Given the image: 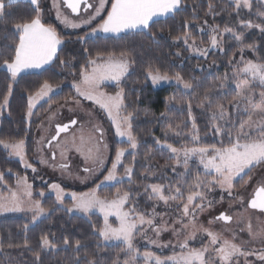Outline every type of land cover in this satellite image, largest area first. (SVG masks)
I'll list each match as a JSON object with an SVG mask.
<instances>
[{"label":"trees","instance_id":"1","mask_svg":"<svg viewBox=\"0 0 264 264\" xmlns=\"http://www.w3.org/2000/svg\"><path fill=\"white\" fill-rule=\"evenodd\" d=\"M3 2L5 9L3 16L0 17V63L13 54V41L18 39L14 25L29 20L35 15L33 5L28 2L11 4L7 0ZM209 4L212 5L211 11ZM110 6L111 0L108 9ZM41 8L42 22L53 26L64 41L58 51L59 58L55 59L49 68L23 74L15 80L0 68V105H3L4 97L8 95L7 107L3 110L0 119V140L15 142L23 139L27 160L36 171L26 170L20 161L11 158L0 146V172L4 174L3 181H0V189L4 186L14 189L18 177L25 176L32 184L34 199L41 201L42 206L48 209L50 214L35 225L31 224L29 214L0 217V264H89L90 261L94 264H124L128 257L122 251L124 248L122 244L102 243L97 232L103 225L102 218L96 215L89 218L70 215L58 207L53 195L43 198L39 195L41 191L48 193V185H42L39 181L40 167L35 160V138L40 124L54 109L78 97L73 84L80 80L82 69L90 68L87 63L90 58L94 59L97 53L107 57L109 54L119 56L124 52L132 61L131 72L121 84L124 104L127 106L124 111L134 113L132 131L137 138L138 149L135 153H128L124 157L125 166L134 168L131 181L126 180L102 187L99 189V194L102 197L112 198L118 189L121 193L128 191L132 197L130 204L135 203L141 212H149L154 206V200L149 199V193L145 192V185L168 186L175 183L184 195H188L191 191L189 185L195 182L197 175L202 178L205 174L194 168L185 182L177 183L178 175L176 176L171 170L174 160L169 152L159 148L157 139L176 148L221 147V140L226 145L228 138L214 134L211 113L218 111V106L222 105L235 124L233 133L239 128L240 121L247 120L248 116L235 113L233 105L238 99V92L228 83L229 80H234L233 71L242 55L240 44L234 36L226 35L223 51H211L205 58L192 56L184 44L177 42L174 37H183L188 33L208 45V38L198 32L199 27L209 24L219 26L221 31L225 27L231 28L240 34L247 33L242 43L245 47L253 49L247 53L248 57L258 63H264V32H259L257 29L246 32L245 26L240 27L241 20L254 22L259 12L264 13V5L255 2L252 10L247 13L239 11L229 0H182L179 11L151 24L150 33L154 35L150 34L149 30H145L118 36H87L85 41H81L79 37L91 32V29L96 28L102 19L92 27L77 33H68L50 18L46 5L41 4ZM85 49L87 52L84 51ZM61 60L65 63L61 64ZM150 67L160 69L170 77L179 73L193 87L187 92L175 86L156 89L146 76ZM45 80L53 86L59 85V90L48 101L39 105L31 121H28V97L35 94ZM9 84L12 85L11 94L8 92ZM109 89L116 90L114 87ZM206 93L207 100H205ZM189 102L192 105L191 117L188 112ZM202 102L203 107L200 106ZM162 113L164 115H161ZM193 118L201 137L199 144H194L187 136ZM215 123L221 126L225 124V128L232 127L231 123L223 120ZM169 125L176 131H181L183 135L176 136L168 130ZM177 125L180 127L177 128ZM121 147L130 148L127 142H119L113 136L109 168L116 149ZM150 166L164 169L165 176L149 178L146 173ZM255 171L256 168L252 169L243 179L236 181L235 189L240 191L244 181L248 180ZM121 173H124L123 167ZM177 173H183V169L177 168ZM94 187L91 185L77 191L86 192ZM166 192L170 193L167 190ZM43 236H47L51 244L56 247L47 250L41 246L40 240ZM65 239L68 240V244L64 243ZM77 241L80 242L79 247L76 246ZM138 264L142 263L138 261Z\"/></svg>","mask_w":264,"mask_h":264},{"label":"snow or ice","instance_id":"2","mask_svg":"<svg viewBox=\"0 0 264 264\" xmlns=\"http://www.w3.org/2000/svg\"><path fill=\"white\" fill-rule=\"evenodd\" d=\"M16 0H9V3H15ZM33 5V11L35 15L24 22L14 25L15 32L18 39L13 41L14 50L13 54L5 58L0 63V68H3L10 74V78L15 80L22 72L29 69H40L45 65L51 64L55 59H58V46L64 41L58 35L56 29L51 25H46L42 22L43 10L41 8V0H28ZM107 0H97L95 4L89 3L88 0H53V7L56 9V16L66 26L72 28H79L81 24H91L94 20L101 16V13L106 10ZM61 4L71 9L72 13L79 14L81 11V5L83 10L87 12L89 9H94L91 15L87 19H81L79 22L70 20L68 16L63 15L61 12ZM182 0H111L110 9H107V15L102 18V22L96 27L92 28L91 32L85 33V36L79 37L81 41H85L89 35H94L97 32L115 33L120 34L124 32H133L137 30H149L151 24L156 22L154 18L168 17L175 14L180 10ZM236 8L250 7V0H235ZM5 4L3 0H0V17L3 16ZM209 10H212V5L209 4ZM240 23L245 27L259 28L264 32V25L255 24L251 21H243ZM187 27V22L186 25ZM225 33H233V29L225 27L223 29ZM212 35L210 36V47L220 48L222 40L220 38L219 26L211 28ZM152 34V33H150ZM154 35V34H152ZM234 39L240 44V51L243 53L245 45H243L242 35H236L233 33ZM175 40L183 39V42L188 47L199 54L206 56L208 54V48L196 47V41L192 40L189 44V34L185 33L183 37H174ZM250 47V46H249ZM222 50V49H221ZM87 52V49L84 50ZM231 62V61H230ZM61 64L65 61L61 60ZM87 63L91 65V69H82L80 75L82 77L79 83H74L73 87L79 97L94 102L103 109L110 118L114 128L115 134L118 137L127 138V142L131 149L135 150L138 145L136 136L132 131V120L134 119L133 112H127L125 115H121L122 110L126 109L124 104L123 90L117 91L115 95H108L100 90L101 85L105 81H113L119 88L122 79L129 73V68L132 61L128 55L121 52L119 56L109 54L107 57L97 53L94 59L90 58ZM240 63L242 67L235 69V74L243 75L248 79L242 84H237L239 89V99L234 102L235 107H239L241 102L246 104L244 113L247 114V120H242L239 123V128L233 133L235 124L232 123L230 116L226 113V110L222 105L218 106V111L211 113L212 130L214 134L221 137H227L228 143L225 145L221 140V147H187L176 148L172 144L161 143L157 139L156 143L161 145L162 148L172 154L177 165L183 164L186 171L189 167V161L193 157L199 158V164L203 166L205 172V179H201L197 175L195 182L189 185V189L204 188L207 191H211L212 187L219 186L222 190L228 192L229 196L233 195L234 180L243 179L244 175H247L253 168L258 165H264V91L259 92L260 101L259 104L254 102L255 96L254 87L259 86L264 88V63H257L252 60L244 61L241 57ZM147 78H150L153 85H157L161 82H169L175 80L176 84L182 85L184 89H191L193 86L188 81H185L179 73L174 77H170L166 72H161L160 69L149 68L146 72ZM59 85L53 86L47 80L43 82L39 90L28 97V117L33 115L32 109L37 105V102L50 99V93ZM12 85L9 84L8 92L11 94ZM174 99V98H171ZM208 99V94H205V100ZM171 102V100L169 101ZM8 103V95H5L3 105ZM79 103V101H77ZM203 107V102L200 105ZM192 105L188 103V112L191 117ZM161 115H164L163 113ZM225 121L231 123V128L222 127L216 121ZM76 120H71L68 124L57 125V134L52 137V140H56L61 132H66L71 125H75ZM177 128L180 125L176 126ZM169 131L173 132L176 136H181V131H176L171 125H169ZM95 132L98 133L99 138L94 142L93 147L88 148V157L91 159L95 166L103 167L104 158L101 155V145L107 148V144L104 143V130L97 126ZM167 135V132L165 133ZM188 138L194 143L199 144L201 137L199 135V129L196 125L195 119H192L191 130L187 134ZM52 141H48L51 146ZM0 146L5 149L10 156L18 157L20 162L25 167L31 168L33 172L36 168L27 161L25 152V141L23 139L9 142L7 140H0ZM79 151V149H77ZM128 151L126 148H117L115 152V159L112 161L111 169H108L107 175L103 180L97 184L96 188L90 190L87 193L72 192L70 195L73 204L67 208L68 212L78 211L85 215H89L94 211H98L103 216V226L97 230L98 234L104 241H118L124 245L122 251L128 257L124 261V264H138L140 259L144 264H232V261L243 256L247 260L248 256H256L257 260L264 264V251H244L239 245L228 239H221L219 234H215L209 229H203V231L210 238L209 245H205L200 249L189 247V242L195 239V232L190 233L182 242L178 243V247L181 249L180 253H173L172 256L162 258L152 251H144L141 253L138 248L135 247V237L137 234H142L147 238L148 230L155 233L157 237L160 236L162 231H167L168 227L165 224H156L155 218L157 213L153 210L151 214L137 211V205L135 203L130 204L131 193L128 191H121L118 189L114 198L109 199L107 197H101L97 193L102 185L110 182H119L122 178L117 175V169L122 164V158ZM52 158L55 159V153L52 154ZM46 162V161H41ZM62 169H67V164L60 165ZM125 176L131 181L133 168L131 166H124ZM86 173H92L94 168L86 167L83 169ZM175 171V168H173ZM211 179H207V177ZM244 181V185H247L249 180ZM4 174L0 172V181H3ZM17 185L24 186V192L22 195H18L16 191L10 189L11 195L9 197L0 196V213L7 212H23L30 211L32 213V220L36 221L41 216L48 212V209L44 208L39 200H32V185L27 183L26 177H18ZM50 187L55 191L56 201L63 204L65 198V190L60 184L53 183ZM145 192L149 193V199H157L167 204L170 200L184 201V193L180 187H173L171 185L163 184H151L145 185ZM170 192V195H165V190ZM40 196L44 193L41 191ZM236 197L243 202V197L238 193ZM199 199L204 201L206 199L203 192L190 191L186 197V202L182 204V216L178 221L181 225V229H172L175 235L179 236L181 230H186L188 224L184 223L186 218H191L190 223L195 224L196 214L198 211H203V203H195ZM25 203L28 207L25 208ZM212 202H208V206L211 207ZM249 207L252 209H259L264 212V184H261L254 190L252 198L248 201ZM180 207V205H178ZM127 209V210H126ZM110 217H114L118 221L117 225H113L110 222ZM224 222H230L232 217L224 212H221L219 216L215 218ZM211 223V221H210ZM249 233L252 234L251 223L248 225ZM148 242L153 245H158L156 239H148ZM41 246L53 247L47 236L41 237ZM65 244H68V240H64ZM76 246H80V242H76ZM162 247H168L169 245H158ZM214 254V255H213ZM37 259L39 255L37 254ZM89 264H94L90 261Z\"/></svg>","mask_w":264,"mask_h":264},{"label":"rangeland","instance_id":"3","mask_svg":"<svg viewBox=\"0 0 264 264\" xmlns=\"http://www.w3.org/2000/svg\"><path fill=\"white\" fill-rule=\"evenodd\" d=\"M229 1L235 4V0H229ZM46 2L48 5L47 7L48 11L50 12L49 15L56 20V22L63 28V30L68 33H77L81 30L92 27L96 22L101 20L107 13L110 0H107L106 10L101 13L100 17L94 20L90 25L81 24L79 28H72L62 23L59 19H57L56 9L53 7V0H46ZM90 2L92 4H95L97 0H90ZM255 2H259L264 5V0H250V5H251L250 7L242 6L238 10L241 12L249 13L252 10L253 3ZM60 10L62 14L68 16L70 20L79 22V20L81 19H87L91 15L94 9H89L87 12H82L79 16H73L70 13V11L65 8L63 4H61ZM252 24L253 25L255 24L264 25V13L259 12L257 14V19H255L254 22H252ZM212 27L214 26L206 24L205 27L198 28V32L205 34L206 37L208 38V45H205L202 40L199 41L197 38L192 37L190 34H189V44L192 43V40H195L196 41L195 46L200 47V48H208V54H209L211 51H223L224 37L226 35L233 36V33H235L236 35H242L243 39L247 35V33L240 34L234 30H233V33H225L220 30V34H221L220 38L222 40L221 47L212 48L210 47V36L212 35L211 33ZM240 27H244V25L240 24ZM246 28H247L246 32L247 31L250 32L255 29H257L259 32H262L259 28H255V27H246ZM105 35L107 34L101 31V32L95 33L94 35H89V36L96 37V36H105ZM179 41L184 44V46L186 47V49L189 51V53L192 56L204 57V58L208 56V54L206 56H203L199 54L198 52L192 51L188 47V45H186L183 42V39L178 40L177 42ZM249 51H253V49L244 47L241 57L243 56L244 61L252 60L256 62L255 60L248 57L247 53ZM240 61H241V58L239 59V62L235 66L234 71H233L234 80L228 81L230 85H232L233 87L237 89V92H239V89L237 88V84H242L245 80L248 79L247 77L243 75L235 74V69L238 67H242V64L240 63ZM90 69H91V65L88 70ZM130 72H131V66L129 68V73L122 79L119 85V88L115 85V82L105 81L101 85L100 90L107 93L108 95H115L117 91H120L122 82L130 74ZM81 79L82 77L80 78L79 81L75 83H79ZM148 80L150 84L156 89L175 86V87L181 88L182 90L186 92L191 90V89H187V90L184 89L182 85L178 86L174 79L169 82H161L157 85H153L151 83L150 78H148ZM109 87H114L116 88V90L114 91L112 89H109ZM58 90L59 88H55V90L52 93H50V97L52 96V94H54ZM253 90L257 94L255 96L254 102L256 104H259L260 97L258 94L259 92L264 91V88L255 86ZM123 96H124V93H123ZM48 100L49 98H45V100H41L37 102V105L32 109L33 114L39 105H41L42 103ZM77 101H79V103H77ZM6 107L7 105L3 106V110L6 109ZM245 107H246V104L244 102H241L239 104V107L234 106L235 113L245 114L244 113ZM125 114H126L125 111L122 110L121 115H125ZM1 117H2V113L0 112V119ZM32 117L33 115L31 117H28L27 115V120L31 121ZM71 120H76L77 123L70 130V132L60 133L56 140H52V137L56 136L57 134V125L68 124ZM97 126L103 128L104 130L103 141L104 143L107 144V148H104L103 145H101V155L104 158L103 167L95 166L91 159H87L89 155L88 148L93 147L94 142L99 138L98 133L95 132V127ZM222 127H225V124L222 125ZM113 136L119 142H127V138L116 136L115 128L110 118L108 117L107 113L103 109H101L99 105L95 104L92 101L83 99L82 97L78 96L77 98L70 99L67 102H65L63 105L59 106L58 108L54 109L51 113H49L47 117L40 124V127L38 128V131L36 133V138H35V160L40 167L39 172L41 173L39 181L41 182L42 185H48V193H44L42 191L44 195L41 197L43 198L47 195H53L56 200L55 191L50 187V185L53 183L60 184L61 187L65 190L66 195H65L63 204H60L57 201L56 203L59 208L67 211V208L71 207L73 204V201L70 195H67V194H70L72 192L87 193L89 191L78 192L77 190H80L82 188H85L91 185H94L95 186L94 188H96L97 184H99L100 181L103 180L104 176L107 175L108 169H111V166H112L111 164L109 168V162H110L111 155H112V137ZM50 140L52 141L51 146H49L48 144V141ZM159 148L164 149L167 152H169L167 148H162L161 145H159ZM77 149H79V151ZM137 149H138V145L135 150L129 148L128 151L125 153V156L128 153H135ZM53 153H55V159L52 158ZM169 154H170V157L174 160L173 168H175V171H173V168L171 170L174 174H176V176L178 175L179 181L177 183H181V181L185 182L187 180L186 178L188 174L194 168H198L199 171L205 174L203 166L199 164L198 157H193L189 161V167H188V170L186 171L183 164L177 165L172 154L170 152ZM10 157L17 161H20L18 157H15V156H10ZM124 157L122 158V164L125 166ZM41 161H46V162H41ZM62 164H67L68 168L62 169L60 167V165ZM22 165L26 170H32L31 168L25 167L23 163ZM124 166H119L117 169V175L122 178L119 182L106 183L102 185L100 188L105 187V186H112V185L121 183L126 180L129 181V178L125 176ZM86 167L94 168V171L92 173H86L83 171V169ZM122 167L124 168V173H121ZM131 167L133 168V166ZM177 168L183 169V173H177ZM255 168H256V171L251 175L252 178L251 180H249L248 184L244 185L240 191H238L234 187L232 196H229L228 192L225 190H222L219 186L212 187L211 191H207L204 188L191 189V191H200L204 193L206 197L204 201H200L199 199L195 201V203H203L204 209L203 211L197 212L194 226L192 223H190V220H191L190 217L184 220V223L188 224L189 226L186 230H181L179 236L175 235L172 229L173 228L177 230L181 229V225L178 221L181 219L182 204L183 202H186L187 195H184V198H185L184 201L170 200L167 204H165L163 201H159L153 198L154 206L152 210L149 212H144V213L151 214L154 210L155 213H157V216L155 218V223L158 225L166 223L168 230L162 231L159 237H157L155 233L151 230H148L147 238L144 237L142 234H137L135 237V241H134L135 247L138 248L141 253L144 252L143 250L152 251L156 253V255L161 256L162 258H166V257L172 256L174 252L180 253L181 249L177 246L178 243L182 242L185 239V237H187L190 233H193V232H195V239L190 240L189 247L200 249L205 245H209L210 238L203 231V229H209L213 233L219 234L221 239H228L234 242L235 244L239 245L246 252L247 251H257V252L264 251V212H261L256 209H252L249 207V204H248V201L252 198L254 194V190L261 184H264V165H258ZM133 171H134V168H133ZM146 175L149 178H161L165 176L164 169L158 168L156 166H150L149 169L147 170ZM201 179H205V175ZM207 179H211V177L209 176L207 177ZM238 180L239 178L234 180V184ZM27 183L32 185L31 183H29L28 179H27ZM148 185H151V184H148ZM171 185L173 189L175 187H178V185H176L175 183H172ZM99 189H97V193L99 196H101L99 194ZM11 190L16 191L18 195H22L24 192V186L23 185L18 186L16 184V187ZM166 190H165V195H170L171 193H167ZM32 193H33V188H32ZM237 193L243 197V202H241L236 197ZM10 195H11V192L8 187L4 186L3 189H0V196L9 197ZM112 198H109V199H112ZM32 200H35L34 193L32 196ZM209 201L212 202L211 207L208 206ZM178 205H180V207H178ZM27 207H28V204L25 203V208ZM137 211L141 212L138 208H137ZM221 212H224L227 215L231 216L232 222L226 224L221 220H216L215 218L219 216ZM68 213L70 215H79L85 218H89L92 215H96L102 218L103 220L102 214L99 213L98 211H94L93 213L89 215H85L75 210L73 212H68ZM27 214L31 216V224L35 225L36 223L40 222L42 219L48 217L50 212L48 211L45 215L41 216L36 221L32 220V213L30 211L0 213V217L8 216V215L22 216V215H27ZM110 222L113 225L118 224V221H116L114 217H110ZM249 223H251L252 234L249 233V228H248ZM149 238L156 239L158 241V245H169V246L162 247V246L150 244L148 242ZM101 240H102V243L105 245L121 244L118 241H107L106 242L102 239V237H101ZM44 248L47 250L53 249L52 247H44ZM139 261L142 264H144L142 259H140ZM232 264H261V262L258 261L256 256L253 255V256H248L247 260L245 259V257L239 256L232 261Z\"/></svg>","mask_w":264,"mask_h":264},{"label":"crops","instance_id":"4","mask_svg":"<svg viewBox=\"0 0 264 264\" xmlns=\"http://www.w3.org/2000/svg\"><path fill=\"white\" fill-rule=\"evenodd\" d=\"M7 1L9 2V0H7ZM16 2H28V0H16ZM16 2H15V3H16ZM28 3H29V2H28ZM41 4H45V5L48 7L46 0H41ZM50 11H51V10H50ZM49 13H50V12H49ZM170 16H172V15H170ZM170 16H168V17H170ZM168 17H162V18H158V19H157V18H154V19H156V21H158V20L166 19V18H168ZM50 18L53 19L54 21H56L53 17L50 16ZM138 31H145V30H137V31H133V32H138ZM125 33H128V32H124V33H120V34H115V33H106V34H107V35L118 36V35H122V34H125ZM60 47H61V45L58 46V51H59ZM54 61H55V60H54ZM54 61H53L51 64L45 65L43 68H40V69H29V70H26V71L22 72L19 76H21V75H23V74H26V73L38 72V71L44 70V69H46V68H49L50 66H52V64L54 63ZM19 76H18V77H19ZM18 77H17V78H18ZM17 78H16V79H17ZM52 95H53V94H52ZM0 112L3 113V107L0 108Z\"/></svg>","mask_w":264,"mask_h":264},{"label":"water","instance_id":"5","mask_svg":"<svg viewBox=\"0 0 264 264\" xmlns=\"http://www.w3.org/2000/svg\"><path fill=\"white\" fill-rule=\"evenodd\" d=\"M88 2L91 3L90 0H88ZM64 6H65V5H64ZM65 8L68 9V10L70 11V13H71L73 16H79L82 12H85V11L83 10V5H81V11H80L79 14L72 13V12H71V9L67 8L66 6H65ZM75 125H76V124H75ZM75 125H71V126L69 127V129H68L66 132H61V133H67V132H70V130H71ZM250 208H251V207H250ZM223 222H224V221H223ZM231 222H232V220H231L230 222H224V223L228 224V223H231Z\"/></svg>","mask_w":264,"mask_h":264},{"label":"flooded vegetation","instance_id":"6","mask_svg":"<svg viewBox=\"0 0 264 264\" xmlns=\"http://www.w3.org/2000/svg\"><path fill=\"white\" fill-rule=\"evenodd\" d=\"M256 210H259V209H256ZM260 211V210H259Z\"/></svg>","mask_w":264,"mask_h":264}]
</instances>
